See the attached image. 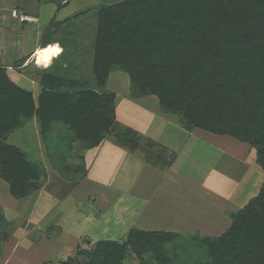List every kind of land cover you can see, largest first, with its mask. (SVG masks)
<instances>
[{
	"label": "trees",
	"instance_id": "trees-1",
	"mask_svg": "<svg viewBox=\"0 0 264 264\" xmlns=\"http://www.w3.org/2000/svg\"><path fill=\"white\" fill-rule=\"evenodd\" d=\"M69 1L59 0V8ZM69 20L51 21L41 45L52 43L55 28ZM93 49V86L57 75L52 64L38 68L42 90L37 101L0 65V178L14 197L42 186L41 163L7 142L11 132L33 117L44 137L55 122H62L89 147L112 134L117 145L138 152L148 163L172 164L175 152L117 122L116 95L104 90L113 70L128 73L133 97L157 96L161 109L177 114L184 128L249 143L264 170V0H122L101 5ZM229 217L231 224L221 235L196 238L206 254L191 264H264V182L258 195ZM4 222L0 208V240H7ZM184 234L133 227L125 240L100 239L82 249L80 257L60 264H126L129 252L140 264H153L148 255L169 264L164 251Z\"/></svg>",
	"mask_w": 264,
	"mask_h": 264
},
{
	"label": "crops",
	"instance_id": "crops-1",
	"mask_svg": "<svg viewBox=\"0 0 264 264\" xmlns=\"http://www.w3.org/2000/svg\"><path fill=\"white\" fill-rule=\"evenodd\" d=\"M71 1L61 8H56L51 21H54V17L60 15ZM40 8L42 10V5ZM34 17L38 22V17ZM67 18L63 17L59 21ZM24 40H26L25 36ZM51 41L49 47L47 45L43 48L41 39L36 44L28 45L29 52H21L16 62L0 64L7 68V74L11 80L32 91L36 101L42 90L41 75L35 69H31V61H36L35 58L40 57L41 66L45 64L44 68H49L53 64L51 70L54 73L68 77L65 75L68 65L64 60L61 61L66 48L59 39L51 38ZM53 43L59 44L62 49H53ZM23 59L25 61L20 65ZM17 68L20 71H17ZM120 71L123 70L111 71L104 87L106 92H113L116 95L117 122L133 128L143 136L175 152L176 156L172 164L165 168L161 164L148 163L137 153L117 145L111 134H107L97 146L89 147L79 141L69 127L62 122H55L48 136L44 137L37 118L33 117L21 128L11 132L7 142L19 147L32 160L41 163L45 169L41 178L42 186L25 197L16 198L10 192L9 183L3 179L7 183L6 188L10 194L8 195L4 188L0 187V189L3 188L0 191V208L5 218L4 232L8 233L12 230L11 224L14 222L15 225L20 222L19 226H21V228L18 226L15 231L25 230L30 223L37 226L43 221L47 222L46 218L53 209L51 207L58 201L56 197L50 195L49 207L44 209L45 213L49 211V214H45V218L40 221L41 208L44 206H41L39 196L56 176L66 183H78L77 187L65 196L64 204L62 205L63 201L60 203L62 213L70 210L74 217L85 216L84 212H75L70 208L67 210L66 206L67 204L75 205L78 200L86 201L94 195L96 200L105 199L109 202L107 204L109 208L115 205L114 215L118 217L119 223L128 225V230L137 227L149 231H175L187 235L200 233L203 236L216 237L230 226L229 212L244 207L258 195L264 182V170L258 164L255 150L249 143L230 135H218L195 128L198 134L219 145L222 152L227 150L238 156L246 164V169L242 177L238 179L225 172L214 176V171L217 170L214 166L215 162L208 164V169L201 174L202 176L188 173L184 164L180 163L181 137L187 139L194 128H184L177 114L164 112L158 103L157 96L133 97L130 90V76L127 73L129 83L123 85L119 81L120 74L114 73ZM70 78L78 79L86 86L94 84L92 81L87 82L88 80L84 78ZM30 132L36 137V143L33 146L25 140L27 136L30 138ZM67 132L70 134L68 139L64 138ZM56 136L61 139L57 140ZM23 145L29 146L31 150H25ZM13 200L16 203H13ZM8 238L10 236L7 234V240ZM7 240H0V248L2 242ZM12 243L1 264H9L13 260L19 245L16 241ZM33 248H36L35 245ZM0 255H2L1 249ZM42 262L44 261H37L34 264Z\"/></svg>",
	"mask_w": 264,
	"mask_h": 264
},
{
	"label": "rangeland",
	"instance_id": "rangeland-1",
	"mask_svg": "<svg viewBox=\"0 0 264 264\" xmlns=\"http://www.w3.org/2000/svg\"><path fill=\"white\" fill-rule=\"evenodd\" d=\"M63 1L66 2V0ZM120 1L122 0H72L61 11L60 15L54 17L56 21L63 17L70 18L68 22L57 26L55 32L51 34L52 38L61 40L66 48L65 54L61 58V61L64 60L68 65V69L65 72L66 76L84 78L88 80L87 82H95L92 60L97 26V9L101 5ZM44 3H39L37 0H0V64L16 62L20 57L19 54H22L21 52H29L28 45L36 44L42 39V33L56 13L55 9L59 8V0L46 2L47 4ZM40 5H42V10ZM13 9L37 16L39 21L36 22V20L35 22L22 25L17 18L11 16ZM75 14L77 16H74ZM24 36L26 40H24ZM53 44V49H62L59 44ZM35 59L36 61H31V69L38 71L39 67L44 68L45 64L43 63L44 65L41 66L40 57ZM16 70L20 71L18 68ZM114 73L120 74L119 81H121V84L127 85L129 83L127 73L123 71ZM196 130L194 128L187 139L181 137L180 163L184 164L186 171L191 174L194 173V176H202L201 174L207 171L208 164L215 162L214 166L217 170L214 171V176L225 172L236 179L240 176L242 177L246 164L234 153L227 150L222 152L219 145L204 138ZM30 133V138L27 136L25 140H27L29 145L33 146L36 143V137L32 136V132ZM69 135L67 132L64 138L68 139ZM55 138L57 140L61 139V137L57 138V136ZM23 147L26 148L25 150H31L27 145H23ZM137 155H139L138 152ZM77 185L78 183L76 184V182L66 183L57 176L51 181L48 185L49 187L45 188L39 196L40 204L42 207L44 206L41 208L40 221L45 218V214H49V211L45 213L44 209L49 207L50 195L56 197L58 201V203L54 202L53 207H51L53 209L46 218L47 222L43 221L37 226L30 223L23 231H15L20 222L18 225H15V222L11 224L13 229L7 233L10 238L6 242H2L0 248L2 250L0 264L5 260L6 253H8L14 241L18 243L19 248L14 253L13 260L9 264H34L37 261H49L52 264H60L70 258L80 257L79 252L82 249L91 247L92 244L100 239L119 241L126 239L129 231L128 225H122L118 222V217L113 213L115 212V205L109 208V205H107L109 202L105 201V199L99 201L96 200L94 195H91L86 201L78 200L75 205L67 204V210L70 208L75 212H84L85 216L77 215L74 217L70 210L62 213L60 203L63 201L62 205L64 204L65 196L72 189H75ZM0 187H3L6 193L10 195L8 188H6L7 183L1 178ZM9 197L15 199L12 196ZM14 202L15 200H13ZM19 227L21 228V226ZM184 235L169 244L167 249H165V255L170 258L169 264H191L196 259H204L206 254L205 247L196 239L201 234ZM34 245L36 248H33ZM147 258L153 264H160L157 260H152L154 256L148 255ZM126 264H140L139 258L129 252Z\"/></svg>",
	"mask_w": 264,
	"mask_h": 264
},
{
	"label": "built area",
	"instance_id": "built-area-1",
	"mask_svg": "<svg viewBox=\"0 0 264 264\" xmlns=\"http://www.w3.org/2000/svg\"><path fill=\"white\" fill-rule=\"evenodd\" d=\"M11 16L14 18H17L21 22H26V23H32V22H35L37 20L36 17L29 15V14H26L24 12H20L17 9H13L11 11Z\"/></svg>",
	"mask_w": 264,
	"mask_h": 264
}]
</instances>
